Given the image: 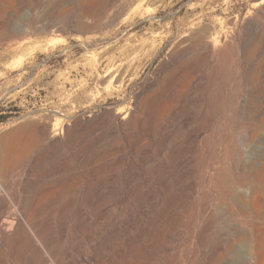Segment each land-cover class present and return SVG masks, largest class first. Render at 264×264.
Returning <instances> with one entry per match:
<instances>
[{"label": "rangeland", "instance_id": "1", "mask_svg": "<svg viewBox=\"0 0 264 264\" xmlns=\"http://www.w3.org/2000/svg\"><path fill=\"white\" fill-rule=\"evenodd\" d=\"M262 1L0 0L1 137L27 123L92 126L108 111H131L135 94L144 98L138 121L101 145L91 135L59 153L35 135L0 170V197L24 196L34 221L54 225L60 211L77 207L68 200L91 192L88 171L103 163L98 176L116 184L107 194L127 200L121 209L139 193L181 196L157 239L162 264H264L256 255L264 257V202L259 214L239 206L264 161ZM192 35L217 39L209 56ZM112 67L121 80L107 83ZM147 83L156 94L144 92Z\"/></svg>", "mask_w": 264, "mask_h": 264}, {"label": "bare ground", "instance_id": "2", "mask_svg": "<svg viewBox=\"0 0 264 264\" xmlns=\"http://www.w3.org/2000/svg\"><path fill=\"white\" fill-rule=\"evenodd\" d=\"M247 28L249 29V27ZM258 33L255 31L256 37ZM199 36H193L192 40H197L204 54L209 56L212 53V46L214 47L215 44L216 47L217 39L209 40L205 35ZM258 39H261L260 35ZM186 53L187 50L178 51V59L185 58ZM170 58L172 61L166 62L164 70L168 71L167 77L172 79L177 73L175 67H173L176 57L171 55ZM180 60L182 61V59ZM113 69L112 67V71ZM115 69L116 73L109 80L107 78V83L121 80L122 71L119 67ZM255 78H258L257 73ZM103 80H105V77ZM154 86H156L155 83H147L144 86V92L153 91L151 89ZM154 93L156 94V91ZM154 96L152 93L150 98L152 99ZM253 96L254 99L258 100L260 94L255 92ZM140 98L139 93L135 94V106L131 111H126L124 114L119 110L115 113L108 111L102 116L96 117L92 126H89L86 121L76 119L77 121L73 126L66 128L64 131L55 127L33 126L32 123L14 128L0 137V170L7 167L10 162L13 164L16 160L12 162V159L20 157L17 154L20 153L21 149L26 152V149L32 145L35 135L42 136L46 140V148L49 147L59 153H65L71 142H77L91 135H95L93 144L101 145L107 136H116L120 131L127 129L132 123L138 121L140 112L143 109L141 101L144 99ZM100 129L102 132L96 136L97 131ZM21 154L23 152L19 155ZM262 160L263 158L256 166V171L254 170V180L250 189L251 194L248 196L247 193L243 192L240 198L242 202L239 206H242L240 209L245 215L248 212L259 214V205L262 204V201L264 202V161ZM180 165V162L175 164L176 168ZM103 166L102 163L89 169L87 186L91 189V192L87 194L79 193L73 200H68L73 202L70 203L72 206L75 203L77 207L60 211L58 221L54 225L49 226L47 224V222L50 223L53 220L51 218L47 219L48 221H45V219L34 221L33 212L29 208L31 202L24 196H21V201L14 196L0 197V254L10 250L14 255L10 259L0 257V264H162L160 256L162 253L164 254L165 248L161 243H157L159 242L157 239L160 229L167 223L169 212L173 210L181 196L172 192L173 194L167 197L155 198L152 194L139 193L134 199L133 206L134 204L135 206L133 208L121 209L120 205L125 204L127 200H123L121 196L120 198H114L115 195L112 199H110L111 197L108 199V194L110 195V193L107 194L108 190H114L116 184H105L104 179L98 176ZM103 178L105 177L103 176ZM106 183H108L107 180ZM82 184L80 187H82ZM241 186L246 187V184L242 183ZM12 205L20 206L18 208L19 215L15 219L6 216L10 213ZM67 205L69 206V203ZM127 206L130 207V204L128 203ZM241 241L250 242L251 240L243 236ZM262 245L261 243L260 246ZM249 252L251 253V250ZM256 255L260 256L261 260L264 259L260 253H256ZM250 258L253 259L252 253ZM246 259L248 260V257Z\"/></svg>", "mask_w": 264, "mask_h": 264}, {"label": "trees", "instance_id": "3", "mask_svg": "<svg viewBox=\"0 0 264 264\" xmlns=\"http://www.w3.org/2000/svg\"><path fill=\"white\" fill-rule=\"evenodd\" d=\"M5 119H6V117H5V118H3V120H1V121H0V123H1V122H3V121H5Z\"/></svg>", "mask_w": 264, "mask_h": 264}, {"label": "crops", "instance_id": "4", "mask_svg": "<svg viewBox=\"0 0 264 264\" xmlns=\"http://www.w3.org/2000/svg\"><path fill=\"white\" fill-rule=\"evenodd\" d=\"M11 131V130H10ZM8 133V132H7ZM5 135V134H4ZM3 136V135H2ZM1 137V136H0ZM35 147V146H34ZM34 149V148H33ZM26 156V155H25ZM0 173H1V171H0Z\"/></svg>", "mask_w": 264, "mask_h": 264}]
</instances>
